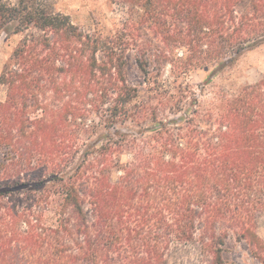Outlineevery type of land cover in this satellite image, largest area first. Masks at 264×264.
<instances>
[{"label":"trees","instance_id":"16d2710c","mask_svg":"<svg viewBox=\"0 0 264 264\" xmlns=\"http://www.w3.org/2000/svg\"><path fill=\"white\" fill-rule=\"evenodd\" d=\"M113 1L103 35L0 0V37L24 35L0 75V264H227L231 234L264 264V80L204 99L264 45V0Z\"/></svg>","mask_w":264,"mask_h":264},{"label":"rangeland","instance_id":"374dc122","mask_svg":"<svg viewBox=\"0 0 264 264\" xmlns=\"http://www.w3.org/2000/svg\"><path fill=\"white\" fill-rule=\"evenodd\" d=\"M16 4L17 0H3ZM48 8L56 13L68 15L72 22L84 30L99 32L103 35H112L121 26L124 20L123 8L113 0H46ZM24 35L0 37V75L4 65L10 60L14 50L20 45ZM130 82L138 84L142 74L138 69L134 53L130 54ZM169 69L166 78L169 80ZM209 73L206 71L194 72L188 76V81L193 87L203 85ZM264 80V45L244 54L240 60L230 68L219 73L214 80L205 87L204 99L208 103L215 97H235L247 87L254 86ZM0 100H5L4 89L0 86ZM256 233L264 242V215L256 226ZM227 264H262L256 257L254 248L245 241L238 240L231 234L225 247ZM264 253V249H263ZM183 260L173 264H184Z\"/></svg>","mask_w":264,"mask_h":264}]
</instances>
